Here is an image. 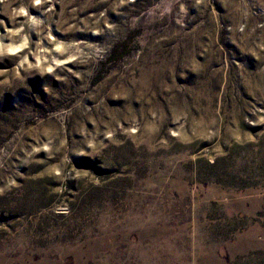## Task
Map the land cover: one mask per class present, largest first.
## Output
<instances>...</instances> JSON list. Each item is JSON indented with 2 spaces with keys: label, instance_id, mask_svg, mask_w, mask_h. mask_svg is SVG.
<instances>
[{
  "label": "rangeland",
  "instance_id": "obj_1",
  "mask_svg": "<svg viewBox=\"0 0 264 264\" xmlns=\"http://www.w3.org/2000/svg\"><path fill=\"white\" fill-rule=\"evenodd\" d=\"M0 264H264V0H0Z\"/></svg>",
  "mask_w": 264,
  "mask_h": 264
}]
</instances>
